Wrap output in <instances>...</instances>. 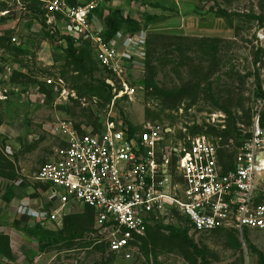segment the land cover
<instances>
[{
  "label": "rangeland",
  "instance_id": "1",
  "mask_svg": "<svg viewBox=\"0 0 264 264\" xmlns=\"http://www.w3.org/2000/svg\"><path fill=\"white\" fill-rule=\"evenodd\" d=\"M24 3L0 0V164L2 171L16 168L21 178L20 185L0 179V234L10 237L14 258L9 263L0 256V264H264V236L194 235L176 212L161 220L162 225L185 231L200 254L160 229L146 243L114 255L94 242L84 208L65 209L64 218L76 216L85 225L81 237L71 242L40 248L14 226L32 225L15 214L16 208L35 190L42 192V185L32 179L62 143L63 126L81 135L102 132L109 120L127 121L136 131L158 124L171 131L168 146L205 135L216 146L231 140L238 148L247 138L259 88L264 97V0H180L186 14L158 13L165 19L147 29L152 56L141 62L137 80L142 88L113 105L112 97L106 103L99 95V83L108 77L93 51L79 45L89 52L92 74L90 82L78 89L76 72L64 52L65 23L57 17L42 29L27 15ZM42 5L33 7L41 10ZM217 8L230 16L214 14ZM150 74L152 85L170 93L169 99L151 85L147 88ZM228 114L234 119L237 139L220 136L229 128ZM9 185L15 199L6 204L1 197Z\"/></svg>",
  "mask_w": 264,
  "mask_h": 264
},
{
  "label": "built area",
  "instance_id": "2",
  "mask_svg": "<svg viewBox=\"0 0 264 264\" xmlns=\"http://www.w3.org/2000/svg\"><path fill=\"white\" fill-rule=\"evenodd\" d=\"M40 1L46 24L59 17L65 36L93 51L108 77L112 105L142 88L137 76L143 71L148 30H120L106 39L90 18L99 0H77L74 5L69 0ZM12 42L19 44L15 38ZM263 106L264 99L257 98L247 138L238 148L231 140L216 146L205 135L168 146L171 131L158 124L130 133L123 123L109 120L102 132L81 135L63 126L62 143L32 179L47 189L36 190L15 214L57 231L66 208H88L94 242L114 255L136 247L149 227L175 212L194 235L224 231L240 238L264 236Z\"/></svg>",
  "mask_w": 264,
  "mask_h": 264
},
{
  "label": "trees",
  "instance_id": "3",
  "mask_svg": "<svg viewBox=\"0 0 264 264\" xmlns=\"http://www.w3.org/2000/svg\"><path fill=\"white\" fill-rule=\"evenodd\" d=\"M23 1L25 2L24 4H26L24 8L27 11V15L28 13H30L33 16L34 20H37L40 24V27L43 29V27H45V21H46L44 17L45 12L43 9L40 10L39 8L35 9L33 7L34 5L38 6L42 4L41 1L40 0H23ZM76 1L77 0H69V3L74 5L77 3ZM150 7L155 10L160 9V6L154 3H151ZM162 9H163V12L173 11L175 13V10L173 9H170V10L167 8H162ZM212 12H214V14L221 16V17L227 16V13H225L224 11L218 8ZM102 14L103 13L100 10V8L97 7L91 13L90 18L93 17L94 15L99 18V20L102 22V25H103V31L101 32V36L106 39L111 38L114 34H116L120 30H124L129 33L137 32L140 30H147L148 26H155L157 24H160L165 19L164 17H161L160 15L157 16L156 14L152 15V14L145 13L143 15V21H138L135 19H131L129 17H126V18L123 17L120 10H108L105 17H103ZM175 14L177 15V12ZM248 18H253V17L248 16ZM62 40H64V43H65L64 52H65L66 61L72 67L74 72H76V75H77L74 81H76L77 85H79L78 89H82L80 87L82 85H85L87 82H90V78L92 74V70L89 64V55H88L89 52L86 51V47L75 46L74 40L68 36L62 38ZM145 56L146 58H150V56H152L151 42L148 40V37H147ZM86 76L89 77L88 80L82 79V77H86ZM151 77H152V74L149 75L148 80H146L145 82L147 88H149L151 85L152 88H154L158 94L163 95L164 97L169 99L172 95L170 93H164L162 91L157 90L156 87L152 85ZM99 89H100L99 95H101L102 100L106 103L110 102L111 97H112L110 87L106 83L100 82ZM258 90L260 93L258 92L256 96H258V98L264 99L260 91V88ZM94 92H95V89H94ZM228 115L230 118L229 128L228 130L223 131L220 136L225 137L226 135L230 134V135L236 136L235 139H237L238 135L236 133V128H234V125H235L234 119L231 117L230 114ZM122 122L124 126H127L130 133H132L135 130L133 126L127 121H122ZM261 125L264 127V106H263L262 114H261ZM196 132H198V130H195V133ZM2 168L3 167L0 164V179H4L6 181H9L10 183H14L18 181L19 179H21L18 176V170L16 168L9 166L8 168H6L7 169L6 171H2ZM40 187L43 188L44 191L47 189L46 186H40ZM13 188L14 187H12V185H9V187L6 189V191L3 193L1 197V200L5 202L6 204H9L13 199H15ZM84 210L87 215V218L90 220V222H92V225H93V222H94L93 212L88 208H84ZM79 219L80 218L76 216H68V217L63 218L62 227L58 229L57 231L47 230V229L41 228L39 225H36V224L24 226L22 228H19L16 225L14 226L15 228H17L15 230L16 231L18 230V232H20L22 236L36 241L38 243V246H40V248H47L51 244L59 242V241L71 242L73 239L81 237L82 232H84L83 230L85 229V225H82ZM160 229L168 230L172 236L179 238L183 244L188 245L189 247H192L193 250L197 254H200V251H198V249L195 247L193 242L187 238V234L185 231L179 230L178 228H176V226L162 225V223H158L152 227H149L147 230L146 237L140 239V243L141 242L143 244L146 243V239L149 237V235H151L152 232L153 233L154 232L156 233V231L158 232V230ZM215 233H230V232L215 231L212 234H215ZM96 250H100L102 252L104 251L102 247H97ZM0 256L3 257L9 263L12 262L14 259L12 252H11V248H10V237L7 235L0 234Z\"/></svg>",
  "mask_w": 264,
  "mask_h": 264
},
{
  "label": "crops",
  "instance_id": "4",
  "mask_svg": "<svg viewBox=\"0 0 264 264\" xmlns=\"http://www.w3.org/2000/svg\"><path fill=\"white\" fill-rule=\"evenodd\" d=\"M151 3L159 5L160 9L155 10L151 8ZM97 7L102 11L103 17L106 16L108 10H120L123 17H129L138 21H143V15L145 13L152 15L161 13V11H163L162 8H167L169 10L173 9L175 10V13L177 12L178 15L187 13L186 10L182 7L180 0H99ZM95 18L102 25V22L99 20V18L94 15L93 19ZM150 27L152 26H148L147 29Z\"/></svg>",
  "mask_w": 264,
  "mask_h": 264
},
{
  "label": "water",
  "instance_id": "5",
  "mask_svg": "<svg viewBox=\"0 0 264 264\" xmlns=\"http://www.w3.org/2000/svg\"><path fill=\"white\" fill-rule=\"evenodd\" d=\"M94 22H95L96 31L98 33H101L103 31V26L101 25V23L96 18L94 19Z\"/></svg>",
  "mask_w": 264,
  "mask_h": 264
}]
</instances>
